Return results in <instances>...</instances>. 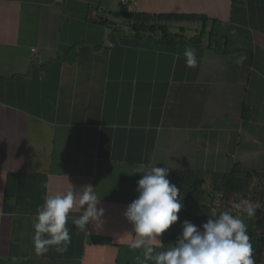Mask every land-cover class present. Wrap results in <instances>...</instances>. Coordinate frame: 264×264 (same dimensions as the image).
<instances>
[{
    "label": "crops",
    "instance_id": "1",
    "mask_svg": "<svg viewBox=\"0 0 264 264\" xmlns=\"http://www.w3.org/2000/svg\"><path fill=\"white\" fill-rule=\"evenodd\" d=\"M118 11L206 22H169L183 36L160 44ZM148 164L183 190L234 165L264 173V0H0V264H141L123 213ZM84 185L102 197V226L70 218L67 250L37 253L44 196Z\"/></svg>",
    "mask_w": 264,
    "mask_h": 264
},
{
    "label": "clouds",
    "instance_id": "2",
    "mask_svg": "<svg viewBox=\"0 0 264 264\" xmlns=\"http://www.w3.org/2000/svg\"><path fill=\"white\" fill-rule=\"evenodd\" d=\"M183 58L187 67H197L196 50L191 46L185 48ZM245 59L241 56L235 63L241 65ZM169 170L148 164L132 172L141 178L136 182L137 197L127 205L123 215L131 225L130 249L143 252L141 264H255L247 225L229 210L208 216L199 226L183 221L172 244L157 250L156 245L162 244L159 237L179 220L178 214L184 208L180 188L167 178ZM101 198L91 185L46 194L33 224L37 253H46L50 246H58L60 252L67 250L71 241L67 227L70 218L79 230H86L89 223L101 227L105 211L98 207ZM74 208L79 215L70 216ZM236 208L248 217L256 212L250 202L237 204Z\"/></svg>",
    "mask_w": 264,
    "mask_h": 264
},
{
    "label": "trees",
    "instance_id": "3",
    "mask_svg": "<svg viewBox=\"0 0 264 264\" xmlns=\"http://www.w3.org/2000/svg\"><path fill=\"white\" fill-rule=\"evenodd\" d=\"M113 16L121 17L131 22V31L136 33H159L158 41L160 44L172 43L176 38L182 37L179 32H172L168 28L169 22L176 21H202L206 22V17L201 14H172V13H144L135 11L112 12ZM101 22L108 23L107 17ZM155 21H161L162 24L154 26ZM217 29L212 27L209 32L210 40L217 36ZM205 36L204 31L190 38L191 41L201 42ZM192 175L184 177V183ZM198 178L199 174H194ZM188 189L181 188L180 195L183 198L184 208L181 210L179 220L173 224L162 236L163 250L169 247L175 240L180 231V224L188 220L199 226L206 222L211 216L219 211L229 210L233 215L244 220L247 225V234L253 247V258L255 264H264V173L257 174L245 171L240 165H234L231 171L211 175L201 180H195L193 185H188ZM251 200L252 206L256 209L255 215L248 217L246 213L235 209L236 203L240 199ZM234 203L235 206L230 205ZM223 205L226 208H223Z\"/></svg>",
    "mask_w": 264,
    "mask_h": 264
},
{
    "label": "rangeland",
    "instance_id": "4",
    "mask_svg": "<svg viewBox=\"0 0 264 264\" xmlns=\"http://www.w3.org/2000/svg\"><path fill=\"white\" fill-rule=\"evenodd\" d=\"M123 8H125V9H129V5H127V7H123ZM197 28H200V29H201V24H200V23L198 24V27H197ZM243 199H245V198H243ZM243 199H240V201H238V202L236 203V205H237V204H242L241 201H242ZM248 201L251 202V200H248ZM251 204H253V203H251ZM230 205L235 206L234 203H232V202L230 203ZM253 205H254V204H253ZM223 208H226V206L223 205ZM235 209H237L236 206H235Z\"/></svg>",
    "mask_w": 264,
    "mask_h": 264
},
{
    "label": "water",
    "instance_id": "5",
    "mask_svg": "<svg viewBox=\"0 0 264 264\" xmlns=\"http://www.w3.org/2000/svg\"><path fill=\"white\" fill-rule=\"evenodd\" d=\"M226 31L227 28L223 26V27H219L216 32L221 35V34H226Z\"/></svg>",
    "mask_w": 264,
    "mask_h": 264
},
{
    "label": "built area",
    "instance_id": "6",
    "mask_svg": "<svg viewBox=\"0 0 264 264\" xmlns=\"http://www.w3.org/2000/svg\"><path fill=\"white\" fill-rule=\"evenodd\" d=\"M128 1H129V2H133V0H121V3H122V4H126ZM246 202H248L247 199H243V200L241 201L242 204H244V203H246Z\"/></svg>",
    "mask_w": 264,
    "mask_h": 264
}]
</instances>
